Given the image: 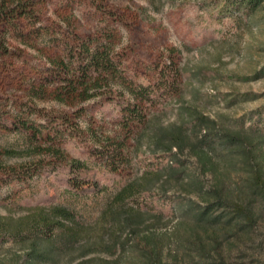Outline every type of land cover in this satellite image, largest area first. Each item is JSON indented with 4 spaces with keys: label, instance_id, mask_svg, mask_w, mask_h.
I'll return each instance as SVG.
<instances>
[{
    "label": "rangeland",
    "instance_id": "rangeland-1",
    "mask_svg": "<svg viewBox=\"0 0 264 264\" xmlns=\"http://www.w3.org/2000/svg\"><path fill=\"white\" fill-rule=\"evenodd\" d=\"M226 2L29 0L28 14L14 19L13 25H0V40L8 48L0 49V119L40 127L45 123L36 111L40 107L68 114L75 128L59 127L58 137L52 135L49 142L0 124V236L18 229L31 234L0 242V264H26L31 230L44 215L60 219L63 229L54 231L60 253L40 264H82L90 257L116 256L118 251L111 254L106 246L110 231H118L111 212L122 204L147 200V204H157L174 197L183 204L204 203L195 183L208 186L211 172H202L186 148H173L175 155L168 161L172 169H159L154 143L139 133H149L153 125L169 128L184 122L186 134L195 141L202 133L195 125V114L215 118L217 127L223 129L241 123L248 126L258 111L264 117V4L251 12L243 9L219 15ZM73 34L91 35L93 45L109 46L116 72L108 77L110 85L126 94L129 84L157 90L158 99L146 112L151 125L145 132L143 125L139 133L129 132L116 112L107 113L112 112L111 106L108 111L96 107L95 97H56V83L40 84L56 55L64 54L61 40H71ZM165 64L173 70L167 83L158 71ZM80 108L82 115L76 111ZM55 128L52 123L49 131ZM113 140L115 144L123 141L124 159L112 156ZM71 159L84 161L87 174L102 188L87 192L69 188L66 163ZM54 164L56 168L50 169ZM229 168L225 182L233 188L240 181L239 173ZM54 207L63 208L71 217L60 218L53 213ZM162 220L164 229L171 228L172 221ZM69 230L76 232L75 238H67ZM231 255L240 264H264V223L255 226L251 238L234 244Z\"/></svg>",
    "mask_w": 264,
    "mask_h": 264
},
{
    "label": "trees",
    "instance_id": "trees-1",
    "mask_svg": "<svg viewBox=\"0 0 264 264\" xmlns=\"http://www.w3.org/2000/svg\"><path fill=\"white\" fill-rule=\"evenodd\" d=\"M263 4L264 0H227L218 14L236 13L243 9L251 12ZM28 5L29 0H17L13 4L0 1V25L3 28L13 25L14 19L29 13ZM93 42L91 35L78 34H73L71 40H61L64 54L56 55L53 67L42 76L40 84L56 83V97H73L72 94L82 99L95 97L96 107L108 111L111 106L112 112L107 113L116 112V116L126 121L129 132L139 133V125H143L141 131L146 130L145 127L151 125L146 112L156 103L157 90L149 85L129 84V94H126L110 85L108 77L116 72L109 46H95ZM0 49L8 51L1 40ZM158 71L160 79L166 83L170 81L173 70L169 65H159ZM36 111L45 118L43 126L8 118L0 119V124L24 130L32 138L49 142L54 139L52 135L58 137L63 125L69 124L70 130L75 129L64 112H51L40 107ZM76 111L82 115L83 108ZM254 116L257 117L246 127L241 123L237 128L223 129L217 127L215 118L204 113L195 114V125L202 132L195 141L186 134L184 122L169 128L153 125L150 134L139 133L140 136L147 135L154 143L157 150L153 156L157 157L155 165L159 169H172L173 165L168 162L175 155L172 149L183 151L186 148L197 158L202 172H211L212 182L208 186H202L198 181L195 183L196 193L204 203L189 201L183 204L174 197L161 199V202L158 200L157 204H147L150 203L148 200L144 204H122L111 212L119 232L110 231V242L106 246L111 254L115 253L114 250L118 253L112 258L90 257L82 264H240L231 258L233 245L251 238L255 226L264 223V117L259 111ZM52 123L57 127L53 134L49 131ZM43 128H48V131L43 132ZM115 142H112V156L120 155L124 159L121 152L123 141ZM163 158H167L164 165ZM229 167L239 173L240 181L235 182L233 188H228L225 182L229 179ZM55 168V164L50 166V169ZM66 169L69 188L78 192L102 188L98 180L87 174L89 167L84 161L71 159L66 163ZM142 191L147 190L142 188ZM52 211L60 218L71 217L60 207H54ZM164 217L172 221L171 228H163ZM61 225L60 219L48 215L37 220L31 230V243L25 251L26 264L55 259L61 249L54 243V231L63 229ZM29 233L18 229L1 235L0 242L14 236L23 239L31 235ZM67 233V238H75L76 232L69 230Z\"/></svg>",
    "mask_w": 264,
    "mask_h": 264
}]
</instances>
